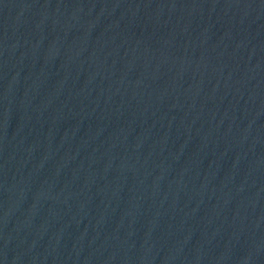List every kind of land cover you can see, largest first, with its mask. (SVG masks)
<instances>
[{
	"label": "water",
	"instance_id": "1",
	"mask_svg": "<svg viewBox=\"0 0 264 264\" xmlns=\"http://www.w3.org/2000/svg\"><path fill=\"white\" fill-rule=\"evenodd\" d=\"M0 264H264L246 0H0Z\"/></svg>",
	"mask_w": 264,
	"mask_h": 264
}]
</instances>
